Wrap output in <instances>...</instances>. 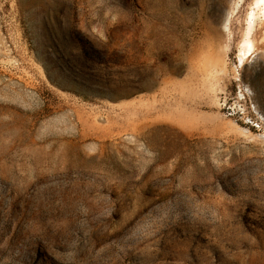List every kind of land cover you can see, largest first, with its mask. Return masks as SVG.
<instances>
[{"label": "rangeland", "instance_id": "obj_1", "mask_svg": "<svg viewBox=\"0 0 264 264\" xmlns=\"http://www.w3.org/2000/svg\"><path fill=\"white\" fill-rule=\"evenodd\" d=\"M253 1L0 0V264H264Z\"/></svg>", "mask_w": 264, "mask_h": 264}, {"label": "bare ground", "instance_id": "obj_2", "mask_svg": "<svg viewBox=\"0 0 264 264\" xmlns=\"http://www.w3.org/2000/svg\"><path fill=\"white\" fill-rule=\"evenodd\" d=\"M258 18L264 19V0H254L252 3L251 11L248 14L247 21L249 23L248 29H247V36L249 37V34L251 32L252 24L254 21ZM230 23V16H228L225 20V27L228 29V25ZM245 45H247V48H241L239 49L238 53V60H240V63H242L243 58L246 57L251 51H253V44L252 41L247 38L245 40Z\"/></svg>", "mask_w": 264, "mask_h": 264}]
</instances>
